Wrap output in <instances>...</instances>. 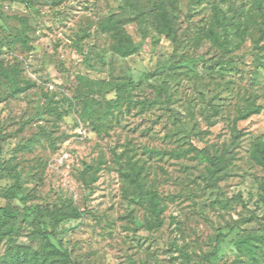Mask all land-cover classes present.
Instances as JSON below:
<instances>
[{"label":"rangeland","instance_id":"rangeland-1","mask_svg":"<svg viewBox=\"0 0 264 264\" xmlns=\"http://www.w3.org/2000/svg\"><path fill=\"white\" fill-rule=\"evenodd\" d=\"M57 4V5H56ZM172 18L170 37L160 34L157 12ZM112 17L138 45L134 55L114 53L105 29ZM26 21L29 47L15 38ZM159 69V75L144 76ZM17 71L15 93L0 75V207L21 212L11 246L40 252L35 215H26L8 188L46 215L70 201L86 214L61 223L51 243L77 264H264V6L251 0H0V72ZM82 77L132 80L121 110L105 120L96 103L82 117ZM158 88L167 98L158 100ZM96 101L99 97H93ZM107 99H116L110 94ZM164 100V101H162ZM56 107L61 118L47 113ZM247 107L260 113L235 121ZM241 140L217 182L193 148L221 155ZM92 191L84 185L82 174ZM139 172L156 192L159 220L148 200L136 196L127 176ZM49 230V219L41 220ZM218 235L219 257L203 261ZM248 240L254 254L235 242ZM0 240V264L7 249Z\"/></svg>","mask_w":264,"mask_h":264},{"label":"trees","instance_id":"trees-1","mask_svg":"<svg viewBox=\"0 0 264 264\" xmlns=\"http://www.w3.org/2000/svg\"><path fill=\"white\" fill-rule=\"evenodd\" d=\"M15 2L24 3L27 5L32 4L36 0H13ZM54 3L59 4V0H53ZM252 4L258 9H263L264 0H251ZM57 5V4H56ZM157 19L159 21V32L162 35L170 37L173 33L172 28V18L168 14L167 10L161 5L158 8ZM26 21L21 22V29L18 30L15 40L21 44V46L28 48L29 38L25 35L27 31ZM105 29L111 33L115 38V45L113 46V51L117 55L123 58L130 57L137 53L138 45L132 40V38L125 32L124 28L112 17H109L107 20V25ZM159 69L154 70L152 73L146 74L144 77L149 80L152 77L159 75ZM0 75L10 81L12 88L15 93H24L32 88L31 85L26 84L25 86L19 85L18 72L17 71H1ZM84 84L86 85V91L81 94L79 93L82 102L84 104L82 110V117L92 118L96 110L94 109L95 103L102 108V112L99 114L98 119L105 120L110 115H112L114 110H121V101L124 98V95L127 93L128 89L136 87L137 83L132 80L126 81H117V82H105V81H91L87 77H82ZM115 94L116 99H107V96L110 94ZM158 100L154 102H143L145 105H153L156 101H161L167 98V93L164 88H158ZM99 97L100 100H95L93 97ZM164 101V100H162ZM47 113H51L61 118L59 110L51 105H47L45 110ZM260 108L247 107L240 112L239 116L235 121H243L250 118L252 115L259 114ZM242 131L238 129L235 125L232 131V141L230 146L223 150L221 155L211 154L208 150H200L198 148H193L199 155L207 161V179L209 182L216 183L217 177L226 171L230 165L232 157L229 153L238 145V142L241 140ZM260 154L261 162L264 166V149L257 150ZM1 153V150H0ZM89 167H86L85 171L82 174V180L86 188L92 191V184L86 178V173L89 170ZM130 183L133 185L136 196L139 198H145L148 200L151 212L159 220L160 215L163 209L160 207V201L158 200V195L156 192L146 191L143 184L139 180V172H134L132 176H127ZM7 193L11 201H17L20 206L23 208V213L26 215H35V234L34 238L42 242V247L40 252L34 251L29 247L15 245L11 246L12 236L16 230L15 223L21 212L15 206L7 205L5 207H0V240L7 237V249L5 255L3 256L1 264H77L71 257V254L68 250L56 247L51 243L50 238L55 235V232L58 226L69 220H77L82 218L86 214V210L81 211L75 206L72 205L70 201L64 202L62 207L57 208L53 213L46 215L42 208L39 205H32L30 201L33 200L36 195L34 193L27 194L25 196H19L18 189L16 186H11L8 188ZM45 217L49 219V230L41 229V220ZM225 241V236L218 235L215 239V245L213 250L204 255L203 261L210 263L214 260H217L219 257V251L222 243ZM236 246L240 251H246L249 254H254L253 246L246 239L235 242Z\"/></svg>","mask_w":264,"mask_h":264}]
</instances>
